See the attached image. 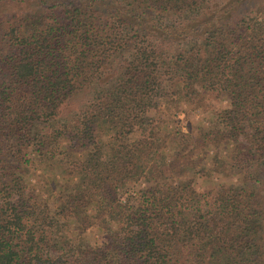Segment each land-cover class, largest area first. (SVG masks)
Segmentation results:
<instances>
[{
	"label": "trees",
	"instance_id": "obj_1",
	"mask_svg": "<svg viewBox=\"0 0 264 264\" xmlns=\"http://www.w3.org/2000/svg\"><path fill=\"white\" fill-rule=\"evenodd\" d=\"M30 1L0 26V264H264V0Z\"/></svg>",
	"mask_w": 264,
	"mask_h": 264
},
{
	"label": "rangeland",
	"instance_id": "obj_2",
	"mask_svg": "<svg viewBox=\"0 0 264 264\" xmlns=\"http://www.w3.org/2000/svg\"><path fill=\"white\" fill-rule=\"evenodd\" d=\"M222 1L223 0H209L208 2H209V6L214 7L216 4H220ZM34 10L35 9L34 7H32L30 0H0V23H1L0 26L4 25V23L7 22L6 20L9 19L11 15L16 16L17 14H23ZM81 99H83V96L79 94L74 98L68 100L65 104H63L60 114L65 115L68 112L77 109V107L81 104L82 101ZM215 103L220 107L225 105L224 102H219V103L215 102ZM182 108L183 110H180L178 113H176L177 124L181 132L186 133L191 128L194 129L196 126V121L199 120L200 117L202 118L203 123L205 121H208V116L206 112L203 111L192 112L189 111L188 108L185 106H182ZM135 136L137 137L138 133L135 134ZM173 149H174V145L172 143H168L167 148L157 152L155 156H157L160 164L164 163L166 159L169 158V155L171 154ZM207 150H209V148H207V146L204 145L201 147L199 151L200 153L205 151L207 155L205 159L201 162L203 165H206L207 159H208V163L210 164L209 155L211 151L206 152ZM32 162H34V166H32L33 169L31 168L30 173L27 174L26 176L28 177L27 178L28 180H26L25 182L23 192L28 194V196H34L35 199L43 200L47 197L46 196L47 193H49V187L46 186L48 180L44 179V171L46 174L48 172V169L46 168L44 163L38 162L36 159H33ZM147 163H150V160H148ZM52 167L55 176L61 173L62 164L54 162ZM189 177L190 179L193 180V185L198 191H202L204 188H207L209 183L210 185L211 183L213 185V183L216 182H224L226 180L232 181L235 179V176L228 178L226 176H215L212 174L210 176V180L213 182H211L207 179L200 178L198 175H195L193 173H190ZM143 184H144V180L140 179L137 182L136 187H139V185L142 186ZM130 194H133V192L127 191L126 193L124 192L119 194L118 202L123 203L124 200L126 201L130 200L128 199L129 196H127ZM49 205L52 206V208L55 206L53 202H50ZM87 214L91 221H96L97 218H111V219L114 218L113 215L109 213L108 208L102 204L89 206L87 208ZM67 224L70 225V223L68 222ZM102 235L103 234L99 232L98 228L95 225L91 226V228H89L88 231H86V236L89 240H96L97 242H100L102 241Z\"/></svg>",
	"mask_w": 264,
	"mask_h": 264
}]
</instances>
